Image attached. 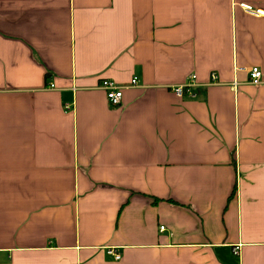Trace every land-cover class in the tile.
Wrapping results in <instances>:
<instances>
[{
  "label": "crops",
  "instance_id": "obj_1",
  "mask_svg": "<svg viewBox=\"0 0 264 264\" xmlns=\"http://www.w3.org/2000/svg\"><path fill=\"white\" fill-rule=\"evenodd\" d=\"M245 4L264 10L0 0V264H264V16Z\"/></svg>",
  "mask_w": 264,
  "mask_h": 264
},
{
  "label": "built area",
  "instance_id": "obj_2",
  "mask_svg": "<svg viewBox=\"0 0 264 264\" xmlns=\"http://www.w3.org/2000/svg\"><path fill=\"white\" fill-rule=\"evenodd\" d=\"M242 9L247 11L248 13L254 15V16H264V10L263 9H253L250 5L245 4L241 6ZM263 72L258 67H253L250 71V81L254 84H261L263 82L262 80ZM217 80V75L213 73L211 75V81L214 82ZM137 83V78L134 77L132 80V85ZM100 87L105 91L106 99H108L109 103L113 107H118L122 103V96H123V90L126 86L121 85L119 83H116L112 79L104 78L102 82L100 83ZM198 86V83L196 82V75L191 74L189 78L183 82L182 84H177L176 86H173L171 88L172 92L179 96V97H195L196 91L195 88ZM162 230L165 229L164 226L161 228ZM109 253L115 256L117 260H120L122 257L120 254L116 253L113 250H109Z\"/></svg>",
  "mask_w": 264,
  "mask_h": 264
}]
</instances>
